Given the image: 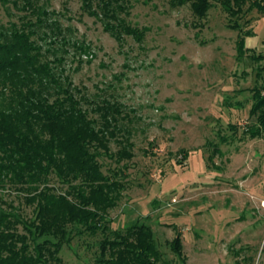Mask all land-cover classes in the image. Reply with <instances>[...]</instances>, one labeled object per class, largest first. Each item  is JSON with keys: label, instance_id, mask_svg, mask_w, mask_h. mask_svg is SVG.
Returning a JSON list of instances; mask_svg holds the SVG:
<instances>
[{"label": "rangeland", "instance_id": "374dc122", "mask_svg": "<svg viewBox=\"0 0 264 264\" xmlns=\"http://www.w3.org/2000/svg\"><path fill=\"white\" fill-rule=\"evenodd\" d=\"M193 1L122 0L116 14L143 31L137 41L124 33L117 40L101 16L82 11L80 0H0V36L32 32L41 63L95 128L103 127L97 107L119 111L108 152L91 151L102 174L122 186L108 210L110 231L149 227L162 264H182L169 248L177 231L185 264H264V133L242 135L253 123L252 90L264 86V11L247 0L237 17L213 4L198 18ZM97 3L92 9L99 13ZM234 24L251 31L240 60ZM36 89L48 100L58 94L53 83ZM0 108L17 110L9 89H0ZM124 149L130 159L118 157ZM48 186L57 194L67 190L54 174ZM26 196L19 185L0 180V208L31 219L35 205ZM68 230L62 264H98L104 234Z\"/></svg>", "mask_w": 264, "mask_h": 264}, {"label": "trees", "instance_id": "16d2710c", "mask_svg": "<svg viewBox=\"0 0 264 264\" xmlns=\"http://www.w3.org/2000/svg\"><path fill=\"white\" fill-rule=\"evenodd\" d=\"M80 1L82 11L89 16H101L106 21L105 30L117 40L122 33L137 41L143 39V31L131 29L118 19L116 11L123 10L122 0H98L99 13L92 9L93 0ZM169 1L173 6L185 3ZM246 2L194 0L190 8L194 16L204 18L213 4H219L234 18L242 13ZM250 7L263 12L264 0H252ZM230 27L240 32L236 41L240 60L247 51L243 38L251 31H241L238 24ZM30 33L14 29L0 36V89H9L17 104V110L0 108V180L7 178L19 185L27 193V204L35 205L31 219L0 208V264H62L59 254L63 245L69 243V226L91 235L104 234L98 264H162L149 227L134 224L123 232L109 228L108 210L115 207L122 186L102 174L97 154L91 151L108 152V138L114 135L112 123L119 111L111 105L97 107L95 111L100 113L103 127L95 128V122L80 108L79 101L57 82L49 66L41 63L40 49L30 40ZM50 83L58 88L53 100L42 97L36 89L46 90ZM249 116L253 123L242 135L260 138L264 133V86L252 90ZM36 129L45 133L44 139ZM213 149L212 155H218L219 150ZM118 157L132 156L124 149ZM209 159L212 161V156ZM52 174L67 186L63 194L48 186ZM169 248L182 264L186 263L179 231L169 242Z\"/></svg>", "mask_w": 264, "mask_h": 264}]
</instances>
